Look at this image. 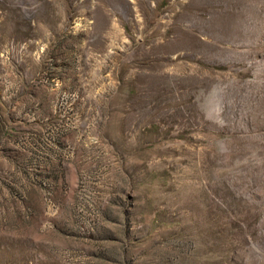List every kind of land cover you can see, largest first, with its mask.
<instances>
[{"label":"rangeland","instance_id":"obj_1","mask_svg":"<svg viewBox=\"0 0 264 264\" xmlns=\"http://www.w3.org/2000/svg\"><path fill=\"white\" fill-rule=\"evenodd\" d=\"M0 264H264V0H0Z\"/></svg>","mask_w":264,"mask_h":264}]
</instances>
